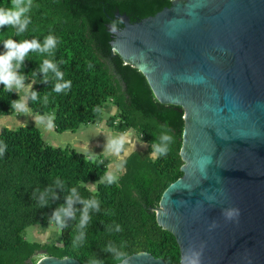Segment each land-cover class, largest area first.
I'll use <instances>...</instances> for the list:
<instances>
[{
	"label": "trees",
	"instance_id": "1",
	"mask_svg": "<svg viewBox=\"0 0 264 264\" xmlns=\"http://www.w3.org/2000/svg\"><path fill=\"white\" fill-rule=\"evenodd\" d=\"M170 3L32 0L31 11L26 13L31 23L24 33L17 35L12 26L0 28V54L6 51L4 41L8 39L17 43L35 39L41 48L49 35L55 39V46L46 51L29 50L15 68L24 77L23 83L33 81L29 91L37 93L35 100L26 97L27 106L50 116L55 132H75L103 120L113 132L133 130L147 144L122 159L123 172L117 183L109 185L101 154L87 156L67 144H48L31 124L2 127L0 264H34L38 251L57 258L72 257L80 264H116L121 252L129 256L145 251L165 264H178L176 240L157 224L155 209L163 191L182 174L183 111L153 96L144 75L112 50L109 30L111 25L122 26L115 12L134 22ZM10 6L11 0H0V7ZM45 60L53 63L55 71L42 70ZM68 81L69 87L54 91L56 84ZM4 87L0 83V116L12 114L15 110L10 101L18 98ZM105 104H113L115 113L105 114ZM97 107L100 112L94 111ZM164 135L174 139L162 141ZM153 143L167 144L168 154L149 158ZM92 183L95 186L90 188ZM93 200L96 204L88 208L89 219L80 227L83 201ZM58 210L63 228L53 215ZM63 210L71 214L65 215ZM49 222L60 230V241L41 243L25 237L27 227Z\"/></svg>",
	"mask_w": 264,
	"mask_h": 264
},
{
	"label": "water",
	"instance_id": "2",
	"mask_svg": "<svg viewBox=\"0 0 264 264\" xmlns=\"http://www.w3.org/2000/svg\"><path fill=\"white\" fill-rule=\"evenodd\" d=\"M114 17L112 50L183 111L182 174L163 191L157 224L200 264H264V0H171L134 22ZM37 255L34 264H80ZM123 264L165 262L140 251Z\"/></svg>",
	"mask_w": 264,
	"mask_h": 264
},
{
	"label": "clouds",
	"instance_id": "3",
	"mask_svg": "<svg viewBox=\"0 0 264 264\" xmlns=\"http://www.w3.org/2000/svg\"><path fill=\"white\" fill-rule=\"evenodd\" d=\"M32 8V0H11L10 7H0V28H4L5 26H12L16 28L17 35L24 33L28 25L31 23L30 16H27L26 13H29ZM113 28L114 25H111ZM55 46V39L49 35L46 38V42L43 48L40 47L39 43L33 39L32 41L24 40L23 42L17 43L13 39H8L4 41V47L6 51L3 54H0V83L4 84V89L7 92H10L15 89L20 91H25V96H30L32 100H35L37 97V93L34 91H29V88H25L23 84L24 77L18 76L15 72V68L19 67L25 56L28 54L29 50L40 49L41 51H46ZM15 62V63H14ZM89 67H92L89 64ZM48 69H53L55 71V66L51 61L45 60L43 64L42 70L47 72ZM58 77L62 76L60 72H56ZM46 79V78H45ZM71 81H68L63 84H56L54 91L60 92L62 89L69 87ZM47 101V97L45 98ZM10 107L16 110L18 113L27 115L29 113V109L26 107L25 100L22 97L21 100H13L10 101ZM95 112H100L101 109L99 107L94 109ZM174 138L169 135H164L161 137L162 141H171ZM2 143V142H0ZM129 137L128 134H122L115 137L106 138L105 145V153L110 154V156H115L118 160L122 158L123 155H127L129 153ZM134 150V146H133ZM169 152V148L167 144L161 145L158 143H153L152 151L149 155V158L156 159L161 156H166ZM3 155V151H0V156ZM121 169V164L117 163L115 165L114 171H109L106 173V182L111 185L117 183L119 180V175L117 174ZM85 207L82 213V219L80 220V227H83L85 223L88 221V208L90 206H94L96 201H83ZM65 215H70L67 210H63ZM55 221L57 225L63 228V220L61 219V212L58 210L54 214ZM238 215V210L232 209L225 212V216L229 219L233 218V216ZM112 250V249H109ZM128 257L127 252H121L117 255V259L121 261V264ZM201 253L196 250H190L187 253L180 254L178 264H200ZM250 264V261H249Z\"/></svg>",
	"mask_w": 264,
	"mask_h": 264
},
{
	"label": "rangeland",
	"instance_id": "4",
	"mask_svg": "<svg viewBox=\"0 0 264 264\" xmlns=\"http://www.w3.org/2000/svg\"><path fill=\"white\" fill-rule=\"evenodd\" d=\"M33 81L31 82H25L23 83L25 88H29L31 86ZM13 91L17 94L18 98L17 100H21L23 97L25 100L26 104V97L25 96V91H20L18 92L15 87L13 88ZM26 107L29 109V113L27 115L18 113L16 110L10 114V115H1L0 116V129L2 127H14L18 125H34L40 129V134L41 137L45 142L48 144H51L53 146L59 145V146H64L66 144H71V142L65 143V139H63L62 133L55 132L54 129L52 128V122H51V117L48 115H39L35 112H33L26 104ZM116 107L113 104H105L104 106V113L106 112L107 114H112L115 113ZM105 113V114H106ZM103 123V122H102ZM104 128V127H103ZM105 129V128H104ZM106 131L111 134V130L109 128L105 129ZM133 133L137 135V139L140 140V136L133 130L128 129L126 133ZM125 133V132H124ZM115 137V136H112ZM145 143V142H144ZM146 144V143H145ZM82 145V144H81ZM146 147V146H144ZM86 149V147L84 148ZM145 149V148H143ZM83 150L81 149V152ZM108 173V170L106 171ZM90 188H93L95 186V183H92L89 185ZM25 237L28 240L31 241H38L41 243L44 242H57L61 240V233L60 230L54 226L52 222H49L46 226H30L27 227L25 230ZM39 255L35 256V258L39 259Z\"/></svg>",
	"mask_w": 264,
	"mask_h": 264
},
{
	"label": "crops",
	"instance_id": "5",
	"mask_svg": "<svg viewBox=\"0 0 264 264\" xmlns=\"http://www.w3.org/2000/svg\"><path fill=\"white\" fill-rule=\"evenodd\" d=\"M106 113V112H105ZM107 114V113H106ZM103 122V123H102ZM108 128L106 123L102 120L98 123L89 124L85 127H81L75 132H63L62 136L63 139H65V143L71 142V144H67L70 147L75 148L76 150L81 152V149L83 150L82 153L90 156L93 154H101L102 159L105 162L107 166V170L114 171L115 165L117 163L121 164V169L117 173L118 175L123 172V166H122V159L127 156L132 151L140 150L143 148H146L144 146H147L141 139H137V135L129 132H125L123 134H128L129 137V153L127 155L122 154V158L118 160L115 156H110V154L105 153V145H106V138L112 137V136H119L122 134L113 132L109 134L108 131H106L104 128ZM38 128V127H37ZM53 128V126H52ZM54 129V128H53ZM40 131V129L38 128ZM82 144V145H81ZM59 146V145H56ZM134 146V150H133ZM86 147V149H84Z\"/></svg>",
	"mask_w": 264,
	"mask_h": 264
}]
</instances>
